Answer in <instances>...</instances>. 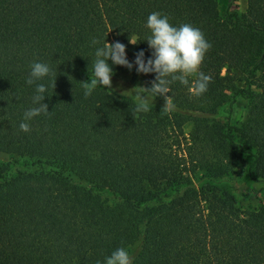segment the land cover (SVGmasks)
Listing matches in <instances>:
<instances>
[{
    "label": "trees",
    "instance_id": "1",
    "mask_svg": "<svg viewBox=\"0 0 264 264\" xmlns=\"http://www.w3.org/2000/svg\"><path fill=\"white\" fill-rule=\"evenodd\" d=\"M236 2L222 14L219 0H0V152L36 162L0 182V264H97L117 247L133 264H264V201L248 214L218 184L246 158L264 182V0H246L241 13ZM153 11L203 32L207 91L172 83L167 114L160 105L136 112L101 88L85 98L90 41L147 58L139 39ZM34 61L57 74L54 88L52 75L43 81L49 112L23 132ZM237 97L246 102L239 122L214 118ZM7 168L0 162V174Z\"/></svg>",
    "mask_w": 264,
    "mask_h": 264
},
{
    "label": "clouds",
    "instance_id": "2",
    "mask_svg": "<svg viewBox=\"0 0 264 264\" xmlns=\"http://www.w3.org/2000/svg\"><path fill=\"white\" fill-rule=\"evenodd\" d=\"M144 27L147 29V34L145 38L139 40L146 41L151 50L147 58L144 50L141 49L134 55L133 60L129 61L123 43L118 41L108 43L105 38L103 43L97 38L90 41L93 57L92 74L91 78L81 86L85 98L91 96L98 88H111L112 65L124 66L129 70L135 66L137 73L155 74L151 87H141L137 92L136 112L151 110L147 100L148 93H151L153 98L157 95L164 97L163 109L166 114L174 111L175 104L165 93H169L170 85L177 81L187 86L193 96L199 97L207 91L211 77L200 71V66L211 44L205 39L203 32L189 23L174 25L169 22L167 15L158 11L148 14ZM56 74V70L53 73L48 63L41 61L31 63L25 84L35 85L32 96L33 106L24 112L23 119L19 123L21 131H29L27 121L49 112L46 103L43 102L48 95V86L43 81L52 75L54 88ZM193 75L196 78L190 81L189 77ZM133 261L134 257L126 247H117L105 256L102 262L97 261V264H133Z\"/></svg>",
    "mask_w": 264,
    "mask_h": 264
},
{
    "label": "rangeland",
    "instance_id": "3",
    "mask_svg": "<svg viewBox=\"0 0 264 264\" xmlns=\"http://www.w3.org/2000/svg\"><path fill=\"white\" fill-rule=\"evenodd\" d=\"M229 0H219L220 11L224 14L226 6ZM246 0H237L236 9L239 13L245 11ZM225 69L222 70L224 72ZM195 75L189 77L193 80ZM111 88L105 89L110 90L125 99H129L137 103L138 97L137 92L140 91L141 87H151V80L143 73H137L135 66L131 70L123 68L113 73ZM239 86L245 87L242 83H238ZM104 89V88H101ZM162 98V100H161ZM147 100L149 106L160 105L163 108L165 101L163 96L157 95L154 98L151 93L147 94ZM246 111V102L243 98L237 97L232 104L231 111L227 110L226 104L217 107L214 118L223 124H235L239 122ZM188 129V126L185 127ZM0 162L7 165V170L0 174V182L8 176L14 174V170L27 171L33 170L36 167V162L22 158L11 156L7 153L0 152ZM249 162L246 158L243 163L236 164L234 172L219 178L218 184L231 191L237 203L245 208L248 214H252L255 209L259 206L260 202L264 201V182L255 181L251 178L247 166ZM190 178L188 173L182 175V180L187 181ZM109 196L111 194L106 192Z\"/></svg>",
    "mask_w": 264,
    "mask_h": 264
}]
</instances>
